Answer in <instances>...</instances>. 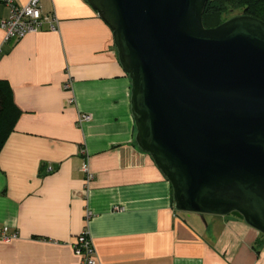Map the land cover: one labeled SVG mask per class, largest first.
Listing matches in <instances>:
<instances>
[{"label": "crops", "instance_id": "crops-1", "mask_svg": "<svg viewBox=\"0 0 264 264\" xmlns=\"http://www.w3.org/2000/svg\"><path fill=\"white\" fill-rule=\"evenodd\" d=\"M40 1L55 30L6 42L0 29V81L18 115L0 152V227L16 234L0 240V264H76L84 232L99 264H264V235L243 220L175 211L170 182L136 144L113 34L87 0ZM82 113L92 118L80 125Z\"/></svg>", "mask_w": 264, "mask_h": 264}, {"label": "water", "instance_id": "water-1", "mask_svg": "<svg viewBox=\"0 0 264 264\" xmlns=\"http://www.w3.org/2000/svg\"><path fill=\"white\" fill-rule=\"evenodd\" d=\"M131 79L135 141L174 209L264 235V22L204 25L209 0H87Z\"/></svg>", "mask_w": 264, "mask_h": 264}, {"label": "built area", "instance_id": "built-area-1", "mask_svg": "<svg viewBox=\"0 0 264 264\" xmlns=\"http://www.w3.org/2000/svg\"><path fill=\"white\" fill-rule=\"evenodd\" d=\"M10 8V16L6 20H0V29L5 32V41L21 40L29 34H35L42 30L44 24H49L52 30L56 29L57 20L52 16H44L41 8L40 0H30L25 6H18L14 0H0ZM71 84H68L69 88ZM89 114H79L78 124L89 122L91 120ZM83 171L86 173V183H90L93 174L90 172L88 165H84ZM91 213H88V217ZM16 234L12 230L3 226L0 227V240L10 241ZM72 247L78 261L76 264H99L96 257V249L93 239L84 232L76 237L72 243Z\"/></svg>", "mask_w": 264, "mask_h": 264}, {"label": "trees", "instance_id": "trees-1", "mask_svg": "<svg viewBox=\"0 0 264 264\" xmlns=\"http://www.w3.org/2000/svg\"><path fill=\"white\" fill-rule=\"evenodd\" d=\"M248 15L264 22V0H209L205 13L204 25L214 28L229 20L230 14ZM224 16L227 18L224 19ZM10 88L0 81V152L14 130L18 115L13 114Z\"/></svg>", "mask_w": 264, "mask_h": 264}, {"label": "rangeland", "instance_id": "rangeland-1", "mask_svg": "<svg viewBox=\"0 0 264 264\" xmlns=\"http://www.w3.org/2000/svg\"><path fill=\"white\" fill-rule=\"evenodd\" d=\"M236 14H238V13H234V14H230L228 17H234V16H236ZM225 18H227V16H224V19ZM180 213H182V214H187V215H189L190 213H186V212H180Z\"/></svg>", "mask_w": 264, "mask_h": 264}]
</instances>
